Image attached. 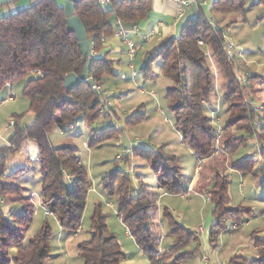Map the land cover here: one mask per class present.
Returning a JSON list of instances; mask_svg holds the SVG:
<instances>
[{
	"label": "trees",
	"instance_id": "trees-1",
	"mask_svg": "<svg viewBox=\"0 0 264 264\" xmlns=\"http://www.w3.org/2000/svg\"><path fill=\"white\" fill-rule=\"evenodd\" d=\"M151 0H130L101 7L95 0H83L75 5L74 15L81 21L90 48L97 53L103 48V39L113 35V21L134 25L150 11ZM245 0H216L211 8L213 14L236 13L245 21ZM113 20V21H112ZM225 32L198 12L186 22L178 37L166 38L149 51L141 69L145 82L154 81L152 65L160 60L162 74L170 81L166 90L169 110L174 116V127L182 143L191 149L197 159L210 158L215 152L217 135L210 119L204 113V104L214 89L212 67L216 65L226 79L228 91L224 100L229 111L236 115L227 128L244 131L262 140V130H257L250 102L244 100V90L235 75V62L226 58ZM198 41L203 43L202 46ZM209 54L210 59L206 57ZM88 59L82 57L73 34L66 31L63 9L54 0H39L28 9L0 19V89L26 79L21 95L28 101L33 113L31 125L20 127L22 115L13 116L15 127L8 145L0 147V264H46L50 258L49 243L52 232L44 221L39 231L26 240L24 232L32 223V204H24L20 214L4 212L3 198L22 189L8 185L4 180L7 157L18 152L26 140L38 149L37 162L40 169L42 206L53 216L59 227L75 234L80 229L89 187L85 168L74 145L55 147L49 140L53 128L70 133L67 127L78 120L92 124L105 116L99 113V102L90 85L80 83L70 91L62 87L69 74L81 75ZM88 77L102 86L113 78L114 62L106 57L90 59ZM212 65V66H211ZM39 71L40 76L31 75ZM238 92V94H237ZM142 116H132L127 124L139 123ZM113 130L95 136L90 143H100L112 136ZM243 139L231 138L224 148L234 153ZM89 145V146H90ZM153 169L157 175V187L169 195L183 194L180 168L173 156L155 152ZM264 161V153H262ZM128 159H125L127 163ZM233 169L251 173L254 163L243 160ZM264 176V165L259 170ZM102 192L116 197L117 217L151 264L169 261L178 264L198 256L200 243L194 233L178 224L164 208L162 216L168 224V237L173 244L166 254H159L157 238L151 231V217L157 208L159 194L137 177V189L130 187L127 173L115 172L102 179ZM228 182L220 175L215 177L210 189V202L214 206L208 241L216 248L219 235L228 223L241 224L252 213L245 208L228 209ZM101 204H96L91 216L90 239L77 245V254L83 264H123L126 256L116 236L105 225ZM194 245L191 251L185 248ZM259 244V243H258ZM16 249L11 254V249ZM226 264H264V253L254 260L233 256Z\"/></svg>",
	"mask_w": 264,
	"mask_h": 264
},
{
	"label": "crops",
	"instance_id": "crops-1",
	"mask_svg": "<svg viewBox=\"0 0 264 264\" xmlns=\"http://www.w3.org/2000/svg\"><path fill=\"white\" fill-rule=\"evenodd\" d=\"M38 1L39 0H0V19L8 15L15 14L19 11L28 9ZM54 1L61 8L66 3V0ZM184 1L191 3L189 4L188 8L184 9L181 17H178L177 5L174 1L151 0L150 11L145 18L139 20L134 25L122 23L123 28L127 31H130L133 26H136L138 29V35H134L131 37L135 45V58L132 64L130 63L127 56V47L120 40L116 39L113 35L103 39V48L101 51L96 53L95 57H106L114 62V76L110 80V82H108L107 86H115L114 88H116L117 83H125L129 81L131 84H134L139 95H145L146 91H148V95H154V97L150 95V99H154L158 104V99L152 90H146L145 88H140L138 86L140 82L138 81V73L135 71L134 61L137 58L141 59L142 52H149L153 50L164 39L178 37L182 30V27L186 24V22L193 19L199 11L202 12L207 19L217 24L216 20L213 18V13H211L210 11L212 5L216 0ZM245 1V13H247L248 11H251V8L254 5L253 4L252 6L247 7L248 3L254 0ZM226 19L230 21L232 18H225V20ZM262 19H264V14L262 16ZM246 22L247 20L242 22L239 15L238 20L232 19L229 24L232 25L236 23ZM217 26L221 28L218 24ZM230 33V40L235 47V75L237 78L241 77L242 79L246 75H248L246 83L242 85L243 88H245V90L243 91L244 100L246 102L253 101V94L256 92V90H259L257 86L259 85V83L264 82V63H261L259 61L255 62L256 58H254L253 52L247 51V49L242 46L241 35H236V32L234 33V30H232V32ZM147 53H145L142 57L143 62ZM123 57L125 59L124 67L126 69V72L121 70L120 67V64L123 63ZM241 59L242 62L240 61ZM244 59L246 60V62L244 61ZM130 64L132 65V67L130 66ZM133 72L135 73V76L132 75ZM25 83L26 79H23L13 83L11 86H4L3 88H1L0 98H3L2 101H5V95H8V93L12 92L15 85L17 87L18 93H21V90L24 87ZM105 89L111 92L112 96L115 97V92L112 89ZM119 97L120 99H123L124 94L121 93ZM211 99L212 98L210 97L204 104V113L210 119L213 131L218 136V140L215 152L210 158L204 160L197 159L194 152L186 147L182 143V141L180 142L179 147H173L167 142H159L160 149H163V153L165 155L175 157L178 166L180 165V176L185 191L180 195L167 194L164 196H158L157 208L155 213L151 217V231L152 228H154L156 231L155 233L157 238V249L161 253L166 254L170 251L173 244L172 238L168 237V234L165 236L164 225L163 222L160 221V218L162 216L161 208H165L175 222L182 225L187 231L194 233L200 243V251L198 256H196L193 260L178 264H226L227 261L233 256H241L247 260H254L261 253H264V176L259 174V170L264 165V161L262 158V153H264V130H262L261 141H258L255 135H250L247 133L245 136L236 138L243 139L244 145L246 142H250L254 146V153H252V155L247 154V157L244 160L251 159L254 163V168L255 170H257V173L254 174V169L251 173H242L233 169V165L235 164L232 163V156L235 152L232 154L227 153L224 148L226 143L222 145L221 141L224 136L227 141H229L231 138H235L236 133L234 129L227 128L228 124L231 122L230 118L229 120H226L229 122L225 127L224 124H221V121L225 118V116L221 115V99L219 98V95L215 94L213 100ZM261 99V102L263 103L261 111L264 112V98ZM14 102L15 101H11L10 103ZM142 107L143 105L141 104V106L137 107V110ZM114 112L118 119L124 118V121L126 123L130 118V115L126 112L119 113L117 109H115ZM20 115H22L19 120L20 127L29 126L33 123L34 115L29 110L25 113H21ZM13 116L15 115H12L8 120L13 119ZM142 120H145L144 117H142ZM142 120L140 122H142ZM261 125L262 127H264V122ZM13 131L14 130L3 134V141H0V147L8 145L9 138L12 135ZM85 145L88 146V144ZM139 146L141 148H147V144L139 143ZM185 150L188 151V153L193 157L196 163L194 170L189 174L181 173V170L185 169L183 168V162H181V152L183 151L185 153ZM19 151H23L27 154V163L34 160L37 161L38 149L33 142L26 140L21 145ZM116 159L119 160V156H117ZM197 163H200V165H198ZM18 165L19 164L17 160H12V162L9 164L7 163L6 171L4 174L5 182L7 177H17V175L22 174L26 170L25 166ZM203 165H206L209 168V171L208 173H206L204 178L200 176V170L202 169ZM218 175L225 177L228 182L227 208L232 210L236 208H245L251 211L252 215L249 218L243 220L237 229L221 233L217 239L216 248L212 249L209 245L208 236L210 229L215 222V217L213 216L214 206L210 201L206 200V197L210 195V189L214 184L215 177ZM233 181L238 183V190L234 191V194L233 188L231 186ZM147 186L157 193V176L155 186ZM15 187L21 188L20 186ZM21 189L22 193L23 191L27 190L25 188ZM17 197L12 201L11 204L7 201H4L5 199L3 200L5 212L14 213L15 211H18L17 213L20 214L23 210L24 204H27V201L32 204L30 198H25L22 196H19L18 198ZM233 203H236V206H233ZM106 207L113 208V205L110 203H106ZM42 209L44 210L45 208L42 206ZM33 212L35 213L34 210ZM192 218H196L198 222L197 226H192ZM125 235L132 239L126 229ZM193 247L194 245L191 244L190 246L185 248L184 251H191ZM10 252L13 255L16 253V249L13 248L10 250ZM123 253L126 256V260L123 264H151L140 250L139 252ZM161 264L170 263L169 261L164 260L161 262Z\"/></svg>",
	"mask_w": 264,
	"mask_h": 264
},
{
	"label": "rangeland",
	"instance_id": "rangeland-1",
	"mask_svg": "<svg viewBox=\"0 0 264 264\" xmlns=\"http://www.w3.org/2000/svg\"><path fill=\"white\" fill-rule=\"evenodd\" d=\"M252 5L251 11L245 13L246 23L230 25L229 23L232 19L238 20L239 15L236 13L227 15L213 14V18L221 29L224 30L227 38L232 30H234V33L236 32V35H241L242 46L247 49V51L253 52L254 58H256L255 62L259 61L264 63V19H262L264 5L259 2V0H254L249 2L247 7ZM225 18L232 19L229 21L228 19L225 20ZM147 52L148 51L142 52V57ZM142 57L134 61L135 71L138 73V81L140 82L138 86L146 90H152L158 99V104L154 99H150L151 96L147 94L148 91H146L145 95H139L134 84H131L129 81L117 83L116 88H114L115 86H107V84L103 87L112 89L115 92V97H111L114 109L111 111L110 115L100 118L92 124H86L78 120L75 128L66 135L61 134L56 128L52 129L48 135L50 142L55 147L67 145H74L77 147L78 156L81 159L88 178L89 187L86 194V204L81 218L80 229L75 234L62 230L53 216L46 215L45 211L48 212V210L42 209L40 169L37 161L34 160L27 163L28 156L23 151L15 152L7 157L8 164L11 163L12 160H17L18 166H25L26 170L22 174L17 175V177H7L6 183L11 186H20L27 190L23 191V193L19 191L16 194H8L3 200L5 199L4 201L11 204L17 196L30 198L35 213L29 229L24 232L26 240L32 238L39 231L44 221L47 222V226L52 232V238L49 243L50 258L46 264H83L77 254V245L90 239L91 216L96 204H101V212L103 216L106 217L105 225L109 231L116 236L121 250L123 249L122 251L125 253L139 252V248L135 241L125 235V227L117 217V198L108 197L102 192V179L115 172H124L129 176L130 187L132 189H137V177L139 176H141L144 184L154 187L157 176L153 169L155 160L154 153H163V149H160L159 142H167L173 147H179L181 142L180 134L174 127V116L169 110L168 100L165 97L166 89L171 86V83L161 72L160 60L153 63L151 67L155 80L153 82H144L141 76V69L145 66ZM122 60L123 63L120 64V67L121 70L126 72L124 57ZM240 61L242 62V59ZM244 61L246 62L245 59ZM212 65L214 89L210 97L212 98L211 100H213L215 94L219 95L221 99V115L225 116L221 124H224L225 127L229 122L226 120L230 118L232 121L236 118V115L228 111V104L223 100L224 94L228 91L226 79L219 68L214 64ZM239 79H241V77ZM257 87L259 90H256L253 94V106L262 107L263 103L261 102V98H264V82L259 83ZM121 93L124 94L123 99L119 97ZM9 94L12 95V97L14 96L12 100L15 101L14 103H10L11 101H2L3 98H0V133L4 129L6 121H8L12 115L17 116L28 111V101L21 93H18L16 85L12 92L5 95L6 97H4V100H7ZM141 104L143 107L137 110V107L141 106ZM115 109H117L119 113H128L130 117L135 115H138V117L142 116L145 120L139 123L127 124L124 118L118 119L116 117L114 112ZM257 121H261V123L264 122L263 111H259V114L255 116V122ZM111 124L113 125L111 126ZM110 129L113 130L110 138L100 143L93 142V144L90 145L95 136ZM235 133V138L246 135L244 131L235 130ZM138 142L147 144V148H141ZM221 142L222 145L227 142L225 136ZM85 144H88V146ZM127 146H132V153L119 160L116 159L117 156L122 155V148ZM253 148L254 146L250 142H246L245 145L241 144L232 156V163L237 164V162L244 160L247 154L252 155V153H254ZM181 154V162H183V168H185L181 170V173H192L196 166L193 157L188 151L185 153L182 151ZM124 159H128L127 163H125ZM197 164L200 165V163ZM208 171L209 168L203 165L200 170V176L204 178ZM255 173H257V170L254 168V174ZM231 186L234 194V191L238 190V183L233 181ZM26 203L29 202L27 201ZM106 203L112 204L113 208L106 207ZM232 205L236 206V203ZM161 210H163V208H161ZM17 212L18 211H15L14 214H19ZM5 213L7 214V212ZM160 221L163 222L166 236L168 234L167 221L162 216ZM191 222L192 226H197L198 222L196 218H192ZM152 231L156 237L155 229L152 228Z\"/></svg>",
	"mask_w": 264,
	"mask_h": 264
},
{
	"label": "built area",
	"instance_id": "built-area-1",
	"mask_svg": "<svg viewBox=\"0 0 264 264\" xmlns=\"http://www.w3.org/2000/svg\"><path fill=\"white\" fill-rule=\"evenodd\" d=\"M97 4H99L101 7H108L111 4L112 0H95ZM116 3H124V2H129L130 0H114ZM176 3L177 5V10H178V17L182 16V13L184 11V9L189 7V4L191 2H187L184 0H172ZM259 2H261L264 5V0H259ZM134 35H138V29L136 26H133L132 29L130 31H127L123 28L122 23L120 20L118 19H114L113 21V36L120 40L126 47H127V56L129 58L130 63L132 64L134 58H135V45L134 42L132 41L131 37ZM198 44L200 46L203 45V43L201 41H198ZM234 52H235V47L232 44L230 37L227 38V36L225 37V54H226V58L229 60H233L236 61V58L234 56ZM96 56V53L93 52L92 50H90V54H89V58H93ZM206 57L208 59H210V56L208 53H206ZM130 64V66L132 67V65ZM132 69V68H131ZM31 75H35V76H40L41 73L39 71H31L30 72ZM133 76H135V73L133 72L132 74ZM238 82L240 85H244L248 79V75L245 76V78H237ZM89 85L91 86V89L95 92L98 102H99V113L103 116H107L111 114V111L114 109L113 106V102L111 100L112 94L111 92H109L108 90H106L99 81L97 80H90L89 79ZM142 92V91H141ZM152 97H154L153 94H150ZM14 98V96L12 97V95L9 94L7 100L5 101H12ZM254 102L251 101L250 105L253 109V111L258 114L259 111L262 110L261 107H254L253 106ZM77 123H73L70 124L67 127L68 131H72ZM262 123L257 121L256 122V128L257 130H259L262 125ZM113 124H111L112 126ZM15 127V121L14 119H10L6 122V125L4 127V129L2 130V132L0 133V141H3V134L10 132L14 129ZM61 134L64 135L63 131H60ZM217 140H218V136L215 142V145H217ZM133 149L132 146H127V147H123L122 148V155L119 156L120 158H124L126 156H129L132 153ZM157 193L159 194V196H164L167 195V193L162 189V188H158L157 189ZM207 201H210V195H208L206 197ZM46 215H50L49 212L45 211ZM8 214V213H7ZM240 226V224L238 223H228L226 225V229L225 231H230V230H235ZM158 253L160 254V251H158Z\"/></svg>",
	"mask_w": 264,
	"mask_h": 264
},
{
	"label": "water",
	"instance_id": "water-1",
	"mask_svg": "<svg viewBox=\"0 0 264 264\" xmlns=\"http://www.w3.org/2000/svg\"><path fill=\"white\" fill-rule=\"evenodd\" d=\"M81 1L83 0H66V3L62 7V9L65 16L66 31L74 35L81 56L89 58L91 50L90 43L86 37V32L81 21L77 16L74 15L75 5ZM90 61L91 60L88 59L84 72L81 75L76 76L75 74H69L63 79V89H65L66 91H70L80 83L89 85L88 70Z\"/></svg>",
	"mask_w": 264,
	"mask_h": 264
}]
</instances>
